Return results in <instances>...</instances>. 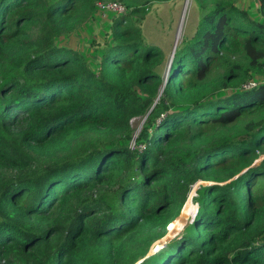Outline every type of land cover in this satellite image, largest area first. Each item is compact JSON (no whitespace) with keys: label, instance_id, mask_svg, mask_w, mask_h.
I'll return each instance as SVG.
<instances>
[{"label":"trees","instance_id":"obj_1","mask_svg":"<svg viewBox=\"0 0 264 264\" xmlns=\"http://www.w3.org/2000/svg\"><path fill=\"white\" fill-rule=\"evenodd\" d=\"M170 1L0 0V264H264V0H193L165 82L142 26ZM99 2L126 14L91 64L62 42Z\"/></svg>","mask_w":264,"mask_h":264},{"label":"rangeland","instance_id":"obj_2","mask_svg":"<svg viewBox=\"0 0 264 264\" xmlns=\"http://www.w3.org/2000/svg\"><path fill=\"white\" fill-rule=\"evenodd\" d=\"M199 17L200 10L196 7L193 0H172L170 2L154 3L151 6L143 22L142 35L146 45L157 47L161 51V63L155 71L160 74L163 80L166 77V70L174 44L176 43L178 46L184 39L190 38L195 33ZM116 18L117 16L112 13H107L104 16H100L97 13L91 22L83 25L79 31L70 35L62 44L80 51L91 64H97L100 61V50L109 37L112 20ZM253 81L257 85L258 83L262 84L264 83V76H256ZM141 122V119L131 120V126L135 129L134 134L139 129L138 125ZM261 158H264V155H261L257 161ZM196 184L193 187H197L199 184L204 185L203 183ZM202 185H199L197 189L203 187ZM192 195L194 197L193 193ZM196 206L190 199L187 206L183 207L184 209L182 208L183 211H180V216L176 223L170 228L169 232L167 231V236L161 240L163 242L158 243H162L165 246L169 242L179 240L183 232L192 225ZM157 250L159 248L155 251ZM155 251H151L152 255L156 254Z\"/></svg>","mask_w":264,"mask_h":264},{"label":"built area","instance_id":"obj_3","mask_svg":"<svg viewBox=\"0 0 264 264\" xmlns=\"http://www.w3.org/2000/svg\"><path fill=\"white\" fill-rule=\"evenodd\" d=\"M97 6V13L100 15V16H104L105 14L107 13H112L114 14L115 16H120V15H125L126 14V9L125 7L120 4V3H116V2H99L96 4ZM257 86V84L255 82H250L248 83L247 85H245L243 88L244 89H251V88H255ZM138 119H141V118H138ZM141 124H139V129L137 130V132L134 134V137L132 139V141L130 142L129 144V149L130 150H133L135 149V139L137 138V135L139 134L140 130H141V127H142V124L144 122V119H141ZM143 147H139V149L141 150ZM263 158H261L260 160H262ZM198 185V183H197ZM205 186V184L203 185ZM198 187V186H197ZM197 187H195L196 189L193 190L194 194L197 190ZM192 199V197H191Z\"/></svg>","mask_w":264,"mask_h":264},{"label":"water","instance_id":"obj_4","mask_svg":"<svg viewBox=\"0 0 264 264\" xmlns=\"http://www.w3.org/2000/svg\"><path fill=\"white\" fill-rule=\"evenodd\" d=\"M176 43L174 44V47H173V49H172V52H171V55H170V60H169V63H168V66H167V70H166V77H165V82H166V79H167V76H168V72H169V69H170V66H171V63H172V60H173V57H174V53H175V49H176ZM236 178V177H235ZM198 183H203V184H205V186L207 185H212L213 183H204V182H198ZM197 185V184H196ZM196 188L195 187H193V189L191 190V192H190V194H189V196H188V199L187 200H190L191 199V197H192V193H194L193 192V190H195ZM195 195V194H194ZM187 202V201H186ZM185 205V204H184ZM184 207V206H183ZM196 214H197V206H196V211H195V216H196ZM195 216H194V218H195ZM193 218V219H194ZM168 228L169 227H167V230H168ZM155 251V250H154ZM148 254H150V251L148 252ZM146 257H147V255H146Z\"/></svg>","mask_w":264,"mask_h":264},{"label":"clouds","instance_id":"obj_5","mask_svg":"<svg viewBox=\"0 0 264 264\" xmlns=\"http://www.w3.org/2000/svg\"><path fill=\"white\" fill-rule=\"evenodd\" d=\"M155 243H156V242H155ZM155 243H154V244H155ZM154 244L151 246L150 250L153 248ZM165 245H166V244H165ZM157 248H159V247L156 246V247H155V250H156ZM159 250H160V249H159ZM159 250H157V251H159ZM157 251H155V252H157Z\"/></svg>","mask_w":264,"mask_h":264},{"label":"bare ground","instance_id":"obj_6","mask_svg":"<svg viewBox=\"0 0 264 264\" xmlns=\"http://www.w3.org/2000/svg\"><path fill=\"white\" fill-rule=\"evenodd\" d=\"M186 11H187V10H186ZM194 216H195V215H194ZM156 244H157V243H156ZM153 247H154V246H153ZM159 247H160V246H159ZM154 249H155V248H152L151 251H154ZM157 249H158V248H157ZM151 251H150V253H151Z\"/></svg>","mask_w":264,"mask_h":264}]
</instances>
